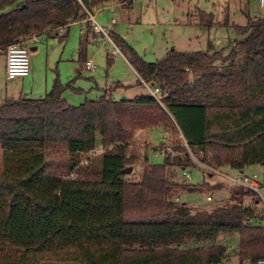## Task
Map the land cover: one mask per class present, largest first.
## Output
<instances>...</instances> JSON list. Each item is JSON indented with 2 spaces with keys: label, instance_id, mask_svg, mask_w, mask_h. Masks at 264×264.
<instances>
[{
  "label": "trees",
  "instance_id": "trees-1",
  "mask_svg": "<svg viewBox=\"0 0 264 264\" xmlns=\"http://www.w3.org/2000/svg\"><path fill=\"white\" fill-rule=\"evenodd\" d=\"M17 1L0 0V51L58 23L50 12L55 7L68 4L73 19L104 0ZM196 13L198 23L211 24V12ZM231 25L239 36L226 50L207 41L204 49L169 48L151 61L110 30L136 81L155 86L156 97L144 92L112 99L111 90L122 86L113 81L71 104L55 74L41 96L0 101V264H219L230 254L242 264L264 258V210L256 209V191L232 184L209 207L177 196L219 185L175 176L176 169L197 165L186 146L207 165L239 170L264 164V12ZM89 33L86 23L79 61ZM143 126L176 129L177 139L165 140L172 151L161 161H150L130 141ZM96 142L111 145L78 164L79 152ZM244 196L250 197L246 204ZM232 235L229 248L226 236Z\"/></svg>",
  "mask_w": 264,
  "mask_h": 264
},
{
  "label": "rangeland",
  "instance_id": "rangeland-1",
  "mask_svg": "<svg viewBox=\"0 0 264 264\" xmlns=\"http://www.w3.org/2000/svg\"><path fill=\"white\" fill-rule=\"evenodd\" d=\"M128 6L115 5L113 0H108V8L94 13L98 23H105V19L113 17L112 30L121 35L144 60H154L160 57L167 49L194 50L204 49L207 41L214 47L224 50L231 44L233 38L239 36L231 24H243L246 15L258 16L264 12V7L257 4L256 0H119ZM102 3V2H101ZM100 3V4H101ZM98 4V5H100ZM97 5V6H98ZM96 7V6H95ZM94 8V7H93ZM211 12V24L204 25L197 22L196 9ZM113 9V11H112ZM63 10V9H62ZM51 12V11H50ZM69 18L65 19L68 20ZM52 30L62 28V24L51 26ZM35 33V32H34ZM92 37L98 33L90 32ZM34 50H28L29 75L21 78L23 87L21 94L24 96H41L48 89L49 81L57 72L63 87L61 96L71 104H77L84 98L97 96L102 88L113 81H120L124 87H115L111 95L118 98L120 95L132 97L134 93L147 92L146 87L136 81L137 77L123 59L121 53L114 50L111 60L106 64V54L109 55L114 46L103 40L102 37L87 41L84 47V58L91 60L94 68L88 70L78 68V36L79 24L71 22L68 25L65 38L41 34ZM3 52L0 51V64ZM20 83V81H19ZM12 82L6 81L0 75V93L5 88L8 93ZM1 97V96H0ZM177 131L171 126L135 127L131 135V142L143 149L150 161H161L162 155L155 154L150 148L158 146L165 140H176ZM152 148V147H151ZM1 162V149H0ZM205 164V163H204ZM219 173L209 174L206 167L199 165L185 166L190 173L185 180L199 183L207 179L208 184L219 182L215 187L200 190H183L178 193V199L194 206L209 207L221 201L227 195V187L232 185L230 176L236 174V169L229 166H214ZM137 169L136 165L133 170ZM244 172H256L260 185L258 194L262 198L255 202L256 209L264 210V169L260 164L252 163L243 168ZM133 174H135L133 172ZM131 174V175H133ZM208 174V177L206 175ZM135 176V175H133ZM177 178H184L177 169ZM205 194L210 198L205 199ZM250 201L249 196L243 197V203ZM234 236H226L229 248L234 246ZM46 264H76L72 261H49ZM222 264H237L234 254H230Z\"/></svg>",
  "mask_w": 264,
  "mask_h": 264
},
{
  "label": "built area",
  "instance_id": "built-area-1",
  "mask_svg": "<svg viewBox=\"0 0 264 264\" xmlns=\"http://www.w3.org/2000/svg\"><path fill=\"white\" fill-rule=\"evenodd\" d=\"M257 4L261 7H264V0H256ZM96 9V8H95ZM83 19L88 23L89 31L90 32H96L98 33L99 37H102L103 40L111 43L114 48L111 50V52H114V50L118 51L117 46L113 43V41L110 38L109 32H110V24L109 22L105 23H98L94 19V8L91 10L85 9V14L83 16ZM80 32H83L82 29H80ZM94 37L89 33L87 35V40L90 41ZM38 40V34L31 33L26 35L24 38H22L19 41H12L5 45L4 47V76L5 78H13L15 76H23L26 75L29 71L28 66V58H27V52L29 50L28 45H31L32 43L36 42ZM82 67L88 70H93L94 66L90 59L85 58L82 61ZM141 83L146 87L147 92L151 93L155 97L157 96V88L155 86H151L145 81L141 80ZM112 99L114 97H111ZM181 142L186 145L184 139H181ZM111 143L107 144L106 146L102 145L100 142L94 143V145L86 150H82L79 152V158H78V164H83L87 161V157L91 154L97 153L101 150H103L105 147H109ZM151 150L155 154H162L164 151L171 152V144L162 142L158 146H151ZM188 154L192 157V159L196 162L197 165L206 167L210 170V172L213 173H219V169L217 167H214L212 165L204 164L203 162L197 160L194 157L193 152L186 146ZM139 153L142 155L144 154L143 149L137 148ZM180 174L184 178H188L190 176V173L185 167L180 168ZM230 179L232 180L233 184H239L243 187L252 189L258 193V188L260 185L259 178L256 174V172H244L243 169H236V174L233 176H230ZM209 194H205V199H209ZM262 199V198H261ZM204 264H217L212 262H205ZM222 264V263H219ZM242 264H264V258H256L254 260L245 259L243 260Z\"/></svg>",
  "mask_w": 264,
  "mask_h": 264
},
{
  "label": "crops",
  "instance_id": "crops-1",
  "mask_svg": "<svg viewBox=\"0 0 264 264\" xmlns=\"http://www.w3.org/2000/svg\"><path fill=\"white\" fill-rule=\"evenodd\" d=\"M114 2H115V5H120V6H128L129 5V3L128 4H122L119 0H113ZM107 2H108V0H104L100 5H98V6H96V7H94V13L95 12H101L102 10L101 9H103V8H108L109 7V5L107 4ZM96 8V9H95ZM63 9V10H62ZM112 11H113V9H112ZM51 15H52V17L55 19V20H57V22L58 23H52V24H49L44 30H42L41 32H39V33H37L38 34V40H39V35H41V34H45V35H50V36H56L58 39H60V40H63L64 38H65V35H66V31H67V28H68V25L71 23V22H77L78 24H79V35H80V29H82L83 31H84V28H85V24H86V21L83 19V17H80V18H73V19H71L70 18V6L68 5V4H65V5H62V6H59V7H55V8H53L52 10H51ZM67 18H69L68 20H65V19H67ZM105 21L106 22H109V24H110V30L112 31V26H113V23H114V19H113V17H109L108 19H105ZM58 24H62V28L60 29V31H58L57 29L56 30H52V31H50L51 29L50 28H52L51 26H56V25H58ZM53 29V28H52ZM97 38H99V36L98 37H94L93 39H97ZM78 39H79V36H78ZM92 39V40H93ZM37 40V41H38ZM36 41V42H37ZM36 42H34V43H32L31 45L33 46L31 49H29V50H34L35 48H36ZM3 52V51H2ZM114 52H110L109 53V55L108 54H106V57H109L110 58V60H111V54H113ZM122 55V54H121ZM122 57H123V59L127 62V60L125 59V57L122 55ZM79 60V59H78ZM128 63V62H127ZM128 65L130 66V64L128 63ZM131 67V66H130ZM132 68V67H131ZM82 69V61H79L78 62V68L76 69L78 72L77 73H79V70H81ZM132 70L134 71V69L132 68ZM134 73H135V75H136V77H137V74H136V72L134 71ZM55 74H57V72L55 71L54 72V75ZM0 75H2L3 76V78L6 80V81H8V82H12V86H10L9 87V91H8V93H6L5 92V88L3 89V91L0 93V101L4 98V97H7V96H9V97H17V96H19V94H21V90H22V87H23V83H22V80H21V78L23 77V76H28L29 75V71H28V73L26 74V75H23V76H15V77H13V78H5V76H4V54H3V59H2V62H1V64H0ZM54 75H53V77H54ZM58 76V75H57ZM52 77V78H53ZM52 78L50 79V81H49V86H50V84H51V80H52ZM59 79V78H58ZM19 81H20V83H19ZM60 81V80H59ZM120 82V81H119ZM121 83V82H120ZM122 84V86H120V87H124V84L123 83H121ZM140 84H142V83H140ZM49 86H48V88H49ZM62 90V89H61ZM101 92H102V90H101ZM100 92V93H101ZM99 93V94H100ZM142 93V92H141ZM60 94H61V91H60ZM135 94H138V93H134V95ZM112 97H115V96H113V95H111ZM261 165V164H260ZM262 167H263V169H264V164H262L261 165ZM263 174H264V172H263Z\"/></svg>",
  "mask_w": 264,
  "mask_h": 264
},
{
  "label": "water",
  "instance_id": "water-1",
  "mask_svg": "<svg viewBox=\"0 0 264 264\" xmlns=\"http://www.w3.org/2000/svg\"><path fill=\"white\" fill-rule=\"evenodd\" d=\"M20 2H21V0H18L16 3H20ZM28 47H29V49H31L33 46L32 45H28ZM122 97H124L123 94L119 96V98H122ZM129 170H130V166H127L126 167V172L129 171Z\"/></svg>",
  "mask_w": 264,
  "mask_h": 264
}]
</instances>
